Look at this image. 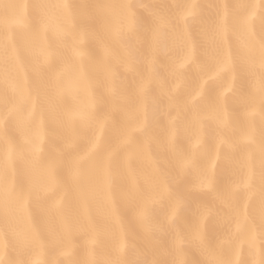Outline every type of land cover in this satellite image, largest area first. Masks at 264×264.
I'll return each instance as SVG.
<instances>
[{"label":"snow or ice","instance_id":"snow-or-ice-1","mask_svg":"<svg viewBox=\"0 0 264 264\" xmlns=\"http://www.w3.org/2000/svg\"><path fill=\"white\" fill-rule=\"evenodd\" d=\"M104 7L120 16L126 76L69 162L77 199L87 207L83 181L113 226L102 264H128L129 236L152 254L137 264H264V34L229 24L224 3L215 22L196 20L216 8L198 0ZM114 187L129 193L119 205ZM87 243L97 264L95 231Z\"/></svg>","mask_w":264,"mask_h":264},{"label":"bare ground","instance_id":"bare-ground-1","mask_svg":"<svg viewBox=\"0 0 264 264\" xmlns=\"http://www.w3.org/2000/svg\"><path fill=\"white\" fill-rule=\"evenodd\" d=\"M119 0H0V256L3 264H85L95 231L97 264L110 255L104 233L113 228L89 199L73 192L69 162L88 151L101 117L126 76L120 42L112 35L119 14L105 8ZM135 4L136 0H125ZM148 2V0H146ZM171 6L172 0H151ZM198 0L216 4L212 22L243 17L264 34V0ZM195 24V21H190ZM232 103L229 99V108ZM120 204L119 187L112 189ZM127 228V224L125 225ZM128 264L151 258L143 239H133ZM139 250V251H138ZM192 257L190 256L189 259Z\"/></svg>","mask_w":264,"mask_h":264}]
</instances>
